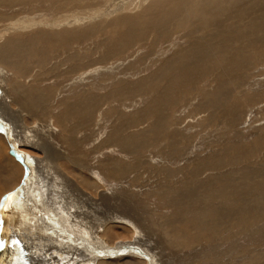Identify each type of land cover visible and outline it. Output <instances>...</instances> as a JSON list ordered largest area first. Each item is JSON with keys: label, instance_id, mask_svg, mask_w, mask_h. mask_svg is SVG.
I'll list each match as a JSON object with an SVG mask.
<instances>
[{"label": "rangeland", "instance_id": "1", "mask_svg": "<svg viewBox=\"0 0 264 264\" xmlns=\"http://www.w3.org/2000/svg\"><path fill=\"white\" fill-rule=\"evenodd\" d=\"M145 1L0 0V18L19 20L20 27L22 26L21 24L38 21L39 24L40 22L42 23V27L46 32H54L61 29L85 30L90 27V24L95 22L93 21L95 19L102 20L107 26L115 22L120 28L125 27L126 31L127 27L130 28V24L133 23L131 18L134 19L141 14L142 9L148 4H144L146 3ZM249 5L252 9L250 11L252 19L249 24V32L242 33L239 30L241 22H236L238 26L236 27L238 30L236 33H233L227 26L228 21L222 23L230 33L237 37L232 42L233 44L241 42L251 43L246 48V51L248 50L247 52L251 54L246 59V68H248L246 69V75L247 73L248 75L245 78L247 84L239 85L237 79L232 82L228 80L230 82L226 83L225 86L230 85L231 88L224 92L222 91L223 94L222 92H216L219 89H216L217 84L212 81L213 75L219 72L222 73V70L212 72L206 68L205 72H200L201 67L193 70V75L188 77V81L191 83L189 87H187V84H176L170 92V99L159 102V104L156 103V107L154 106L155 110L167 114L165 130L173 134V139L163 140L160 145L157 140L163 139L166 134L156 140L153 139L156 145L141 149V154L138 153L131 156L127 152L121 153L123 152L122 149L121 151L119 149L121 146L108 140L109 133L113 130L118 120L111 121L109 119L110 121H108L104 117L109 112H112V116H118L120 120L124 117L126 121H129L131 116L135 115L134 112H138L139 121L145 120L143 122L140 121V127L144 128L149 123L140 114H145L143 109L155 98L152 94L153 92L145 93L144 90H141L135 99H129L128 95L122 101L115 98L107 99L106 103L103 104V108H93L96 112L92 110L90 112L92 115L90 116L89 114L88 119L79 120L80 123L77 122L78 120L65 123L53 122V115L64 108L62 103L79 102L87 96L86 94L95 96L108 94L113 89L122 87L125 82L136 80H142L140 83L144 85L146 83L144 78L156 72L165 60L189 44L191 39L187 36L190 35L191 23L195 19L191 20V22L190 20H175L173 23L171 22L170 28L168 27L165 30L166 36L164 38H161V30L154 28L156 32L152 30L150 34L148 33L147 40L143 39L142 36L137 41L129 39L127 51L111 57L110 60L107 52L100 45L102 38L106 37L110 38L112 42L117 41L121 37V33L119 34L117 29L108 30L105 36L103 34L89 35L84 39H74L71 49L77 62L73 61V64L78 63L81 67L85 60L96 62L106 54L108 58L105 59L103 65L91 66L85 71L78 73L75 70V72H70L68 66L59 67L61 75L55 76V82L51 84L54 86H51L53 88V93L50 97L52 103L46 105L45 113L43 111L30 113L31 111L25 109L24 102L19 99L20 91H14L16 88L11 87L13 76L9 74L8 69L0 65V68H2V70L0 69V107L6 115H10L17 120L22 117V122L25 124L23 127L22 125L19 127L18 124L14 123L10 124L8 129L10 132L9 138L4 132V128H0V164L5 157H10L13 160L10 163L12 165L11 167H6V169L18 170L13 175L14 177L12 176L13 181L8 190H3V182L0 180V264H22L21 258L26 261L28 259L31 260L30 264H99L101 261H108L114 264H264V200L260 201V199H264V186L260 185L258 190L261 191L258 194L255 189L250 191V194L254 195H252L254 200H249L248 202L253 203L256 201L258 204L260 203V206L256 204V208L254 204L252 206L253 210L246 216L242 210L237 214V218L234 216L235 209L233 210L230 206L235 201L237 202L235 197L237 199L245 198V191L242 190L243 188L239 192L235 190V196L233 197L230 192L221 187L223 182L238 187L241 180L243 181L244 179H248L249 185L255 184V182L256 184L257 182L264 184V48L260 44L264 43V3L259 4L257 0H254ZM195 8H197L198 12L199 5ZM122 19L125 21L124 23L121 21ZM154 20H158L155 27L165 24V21L160 17H155ZM71 21H76L80 27L77 26L78 28H75L76 25L74 28L68 27ZM125 23L127 26H125ZM172 25L173 29H171ZM165 27L163 26L162 28L164 29ZM204 30L207 29L204 28ZM125 31L123 32V38L126 40L125 34L127 33ZM133 31H135V28H133ZM217 31V33H221L222 28ZM200 33L202 31L197 33V35ZM253 36H259L256 40L260 41L262 39V41L256 42L250 39ZM222 38L225 39L224 37ZM43 72L49 77L46 71ZM231 72L233 74L232 77H235V67L231 68ZM224 76H227V72H224ZM156 77L160 78L161 76L157 75ZM162 81L163 83L159 84L160 90L158 92L165 87L164 83H166V80ZM28 82L32 83V81ZM48 86L50 87V85H46L45 88ZM200 90H204V93H201L203 96L197 95ZM212 97H214L215 102ZM223 99L225 103L222 106H217L218 100ZM239 99H242V101ZM238 102L241 103L239 104ZM242 102L245 103L243 104ZM236 104H238V109L232 112ZM223 108L224 110H220ZM99 110L103 111L102 115L104 117H101ZM93 112L95 113L93 114ZM212 112L214 114H211ZM230 112L234 116L230 115ZM37 113L38 115H36ZM39 114L40 116L45 115V117L41 119ZM6 119L9 120L7 117ZM81 121L83 122L81 123ZM231 121L234 122L232 123ZM71 122L76 123L72 124ZM102 122L104 123L103 125ZM93 123L96 124L94 125ZM230 123L232 125L229 126ZM72 125L74 128H72ZM62 126L65 128L63 129ZM93 127L94 129H92ZM66 128H70L69 130L74 134L78 130L83 129L81 131L83 133L80 136L82 137V139L80 138L81 141L78 139L77 134L73 137L75 145L72 147L73 152L70 151L73 156V163L70 162L71 160L69 161L62 157V159H56L55 169H48L44 165L41 166V163L46 162V158L49 160L53 159L51 156L54 155L53 151H51L52 149L67 155L65 153V151H68L67 146L60 141V136L63 135L60 131H67ZM107 130L109 131L107 132ZM84 131L87 133L86 135L92 134L91 138L89 135L88 138ZM141 134H144L143 138L149 137L151 139V133L141 132ZM104 142L108 145H105ZM12 143L32 158L31 171L17 156V153L14 152L11 147ZM96 144L99 146L97 147ZM62 145L65 147H62ZM39 146L44 148L43 151L39 149ZM76 146L77 148H74ZM47 148H50V153ZM234 150L236 151L234 152ZM82 151V154L87 159L81 155ZM104 152L107 153L105 154ZM79 156L80 158H78ZM39 160L41 163H39ZM97 161H100V163H97ZM94 162H96V165ZM103 163H105V166ZM74 164L77 165L74 166ZM86 164H91V166ZM197 165L201 166L199 167V172L195 174V169L193 168H197ZM139 166H142V168H139ZM92 167L95 169H92ZM97 167L102 171L100 172ZM105 168H107V173L103 174L102 172L105 173L106 171ZM152 168L156 170V173L149 172ZM143 169L145 170L143 171ZM54 170L57 171L54 172ZM162 170L164 173H162ZM167 170H169V174H165ZM58 172L62 174L59 175L61 180L54 182L53 174ZM124 172L125 174H123ZM246 174H249L250 178ZM163 177L166 179L164 180ZM109 181L110 183H108ZM229 184L227 185L230 186ZM208 185L210 188H208ZM96 186H100V188L97 189ZM59 187L60 195L57 194ZM101 192L103 193L101 194ZM106 192L108 195H106ZM183 192L191 193L190 197H183L181 195ZM15 194L17 197L14 199ZM216 196H219V198H215ZM13 199L18 202L14 203ZM201 203L203 204L201 205ZM198 204L201 208L198 207ZM205 204L210 206H205ZM203 206L205 207L203 208ZM16 210L20 212V215H17V218L14 219L12 215L13 217L15 216ZM218 212L220 213L218 214ZM254 212H256V215L260 214L259 218L254 214L255 216H251V221H248L247 218ZM216 215H219L217 216L218 218ZM207 216L212 219L207 218ZM214 216L215 218H213ZM222 216L229 224L221 223L217 227L214 223L220 220ZM80 217H82L81 221L79 220ZM42 219H44V222ZM84 219L90 221V225H84ZM168 219L171 220L169 221ZM146 220L148 221L146 222ZM151 220L154 221L152 222ZM165 220L167 223L162 224ZM11 221L17 222L18 226H15V229H20L18 233H15V229H12L11 224H9ZM203 221L211 223L210 225H203L201 223ZM236 222H238V225L235 224ZM140 223L143 224L141 225ZM246 223L250 224L243 226ZM145 225L147 228H145ZM157 225L159 226L156 227ZM224 225L227 226L222 227ZM31 226L32 228L34 227L33 230ZM105 226L106 228H104ZM111 227L114 228L112 229ZM175 227H181L182 233H179V229L173 232ZM116 230L118 233H116ZM115 234L118 235L115 236ZM114 236L117 238L114 239ZM42 239L44 240L42 241ZM86 240L93 244L92 246L101 249L106 247L120 250L127 244L136 245L145 254L142 255L135 250L128 249L124 253L115 256L100 255V253L94 252L89 247L90 245ZM52 241L53 243H51ZM21 245L23 246L21 247ZM145 255L149 257L151 263L148 262ZM85 256H87V260H84ZM61 259L63 260L60 261ZM48 260L50 261L47 262ZM25 264L29 263L26 262Z\"/></svg>", "mask_w": 264, "mask_h": 264}, {"label": "bare ground", "instance_id": "2", "mask_svg": "<svg viewBox=\"0 0 264 264\" xmlns=\"http://www.w3.org/2000/svg\"><path fill=\"white\" fill-rule=\"evenodd\" d=\"M252 1L254 0H146L144 4H147L146 7H144V9H142L141 14H139L137 17H135L134 19L131 18L133 20V23L130 24L131 27H127L128 29L125 31V27L120 28V26H117L115 22L109 24V26H107L106 23H103L102 20H93L95 22H93L92 24H90V27L85 29V30H69V29H61L58 31H54V32H46L43 27H42V23L38 21H33L31 23H27V24H21L22 26L20 27V22L19 20L13 19V18H6V19H2L0 18V65L4 66L5 69H8L9 74H11L12 76V81L13 84L11 85V87H15L16 89L14 91H20V96L19 99L22 100L24 103V106L26 107V110L31 111L30 113H36L38 111H43L44 113L46 112V105L51 104L52 103V99L51 94L52 92V87L54 82H55V76L61 75L59 72V67H65L68 66L69 71L73 72L74 70L76 71V73L78 72H83L85 71V69L90 68L91 66H96V65H103L105 63V59L108 58L109 56V60L111 57H114L117 54H122L124 52L127 51V45H128V40H135L137 41L140 36H142L143 39L147 40L148 37V33L150 34V32L152 30H154V28H157L159 30H161L160 34H162L161 38H164L166 36V29H168V27L175 21V20H183V21H189L191 22V20L195 19V21L193 23H191L192 27L190 30V35L187 36L188 38L191 39V41L189 42V44L187 46L182 47L183 49H180L178 51H176L170 58H168L167 60H165V62L161 65V67L159 69L156 70V72H154L152 75L144 78L145 80V84L142 85L140 82L142 80H136L133 82H125V84L120 87V88H115L113 89L111 92H107L108 94H104V95H93V94H86L87 96L84 97L83 99H81L79 102L74 101L73 103H62V105L64 104V108L53 115V122L57 121L58 123H65L67 121H73L74 120H78L77 122H79V120L82 119H88L89 118V114L90 112L93 110V108H103V104H105L107 99H117L119 101H122V99L125 96L129 95V99H135V97L138 95V92H140L141 90H144L145 93H152L153 96H155V98L146 105V107L143 109V113L145 114H140L142 116L145 117V119H147V123H149L148 125L143 127H140V121H145L140 120L139 114L138 112H134L135 115H132L129 121H126L125 118L123 117L121 120L120 118H118V116H112V112H107L108 114H106L107 116L104 117V115H102L103 111L101 112V110H99V113L101 114V117H104L105 119H107L108 121H114V120H118V122L115 124V127L113 128L112 131H110L109 136H108V140H111L113 142L118 143L121 148L123 150V152L121 153H129V155H135L140 153V150L145 148V147H151V146H155V141L157 138H159L162 135H165V137L163 139L157 140L158 144H162L161 142L163 140L166 139H173V134H170V132H168L167 130H165V126L167 124V114L163 113L161 111L155 110L154 106L156 107V103L159 104V102L162 101H166L170 99V92L172 90V88L176 85V84H187L189 87V85H191V83L188 81V77H191L193 75V70L198 69L199 67H201V69L199 70L200 72H205L206 68L208 69V71H218V70H222V73H215L213 75L212 81L214 83L217 84L216 89L218 91L216 92H224L226 90H228L230 87V85H226V83L228 82H232L233 80L237 79V82L239 85H246V59L249 56L250 53H248L246 51V48L250 46V42H241V43H232L235 39H237V37L234 36L233 33H236L238 30L236 29L237 23L236 22H241V25L239 26V30L242 31V33H247L250 30V21L252 19V16L250 14L251 6L249 5ZM259 2V4L264 3V0H257ZM199 5V10L197 12V8H195L196 6ZM139 6V5H138ZM145 6V5H144ZM121 9V8H120ZM119 9V10H120ZM114 10V9H113ZM133 16V15H132ZM131 16V17H132ZM155 17H160L162 20L165 21V24H162L158 27L156 26V22L158 20H154ZM234 17V18H233ZM15 18V17H14ZM123 18V17H121ZM120 18V19H121ZM127 18V17H126ZM84 19H88V18H84ZM130 19V20H131ZM83 20V19H82ZM125 20V17H124ZM236 20V21H235ZM6 21V24H5ZM85 21V20H83ZM82 21V22H83ZM115 21V20H114ZM123 21V19L121 20ZM228 21V27L230 28V30L233 33H230L229 30H227L225 28L224 25H222L223 22ZM12 22V23H9ZM24 22V21H23ZM26 22V21H25ZM125 21H123L124 23ZM128 22V21H127ZM172 22V23H171ZM179 22V21H178ZM121 23V22H120ZM164 23V22H163ZM119 24V23H118ZM169 24V25H167ZM235 24V26H234ZM76 25V26H75ZM124 25V24H123ZM78 28L80 27L78 25V23L76 21H71L68 27L71 28ZM78 26V27H77ZM125 26H127V24L125 23ZM163 26H166L164 29L162 28ZM178 26V25H176ZM117 29L119 34L121 33V37L115 41L112 42L110 40V38H102V42H101V47L105 49V52H107L106 55H104V57H102L100 60L94 62V61H89V60H85L84 64L80 67L79 64H73V61H75L74 58V54H73V50L71 49V44L74 41V39H84L86 36L89 35H100L103 34V36H105V33L110 30V29ZM133 28H135V31H133ZM170 28V27H169ZM207 29V30H204ZM222 28L221 33H217L218 29ZM171 29H173V25L171 26ZM170 29V30H171ZM126 32L127 34L126 37L127 39L125 40L123 37V32ZM200 34L197 35V33L201 32ZM112 32V31H111ZM154 32H156L154 30ZM158 33V32H157ZM108 34V33H107ZM186 34V33H185ZM220 36H219V35ZM29 35V36H28ZM169 35V34H168ZM224 37L225 39H223L222 37ZM116 37V36H115ZM154 37V36H153ZM259 36H253L250 37V39L256 41V42H261L262 39H260V41H257L256 38ZM261 37V36H260ZM112 38V36H111ZM262 38V37H261ZM157 39V38H156ZM258 39V40H259ZM157 42V41H156ZM153 43V42H152ZM262 44V48H264V43H260ZM237 45V46H236ZM257 45V44H256ZM261 46V45H260ZM132 47V46H131ZM259 47V46H258ZM246 52V53H245ZM262 53V52H261ZM102 54V53H101ZM251 55V54H250ZM258 59V58H257ZM29 60V61H27ZM77 62V61H75ZM235 67L236 72L235 77H232V72H231V68ZM46 68V69H45ZM67 68V69H68ZM2 70V68H0ZM65 69V68H64ZM35 71V72H34ZM43 71H46L49 74V77L44 74ZM74 71V72H75ZM64 72V71H63ZM195 72V71H194ZM224 72H227V76H224ZM87 73V72H86ZM72 75V74H71ZM157 75L161 76L160 78L156 77ZM226 75V74H225ZM117 76V75H116ZM187 76V77H186ZM250 76V75H249ZM200 77V76H199ZM201 78V77H200ZM67 79V78H66ZM65 79V80H66ZM82 79V78H81ZM142 79V78H141ZM167 79H169L167 81ZM193 79V78H192ZM78 80V79H77ZM162 80H166L165 87L160 91L159 88V84H162L163 81ZM230 80V81H228ZM28 81H32V83H29ZM70 81V80H69ZM170 81V82H169ZM191 81V79H190ZM203 81V80H202ZM236 82V81H235ZM10 83V82H9ZM168 83V84H167ZM241 83V84H240ZM231 84V83H230ZM46 85H50V87H46ZM80 85V84H79ZM78 85V86H79ZM238 85V86H239ZM69 86V85H68ZM67 86V87H68ZM235 86V85H234ZM54 87V86H53ZM57 88V86H56ZM75 88V87H74ZM187 89V88H186ZM195 89V88H193ZM198 89V88H197ZM137 90V92H136ZM197 91V90H196ZM204 93V90H200L197 95L199 96H203L201 95V93ZM222 92V93H223ZM88 93V92H87ZM147 93V94H148ZM210 93V92H209ZM220 94V93H219ZM224 94V93H223ZM16 95V94H15ZM14 95V97H15ZM207 95V93H206ZM214 95V94H213ZM212 95V96H213ZM222 95V94H221ZM205 96V95H204ZM255 96V95H254ZM13 97V96H12ZM83 97V96H82ZM249 97V96H248ZM251 97V96H250ZM5 98V97H4ZM214 97H212L213 99ZM250 99V98H248ZM197 100V99H196ZM214 100V99H213ZM240 101H242V99H239ZM205 101V100H204ZM237 101V100H236ZM248 101V100H247ZM155 105H154V103ZM215 102V100H214ZM228 102V101H227ZM206 103V101H205ZM224 99L223 100H218L217 102V106H222L224 104ZM239 104L241 102H238ZM243 103V102H242ZM245 103V102H244ZM243 103V104H244ZM98 104V105H97ZM208 104V102H207ZM232 104V103H231ZM234 104V103H233ZM247 104V103H246ZM249 104V103H248ZM214 105V104H213ZM212 105V106H213ZM215 105V107H216ZM52 106V105H51ZM203 106V105H202ZM235 106V105H234ZM243 106V105H242ZM248 106V105H246ZM196 107V106H195ZM225 107V105H224ZM230 107V105H229ZM108 108V107H106ZM159 108L161 109V107L159 106ZM164 108V107H163ZM199 108V107H198ZM232 108V106H231ZM247 108V107H245ZM205 109V108H204ZM212 109V107H211ZM238 109V104H236V106L234 107L232 112H235ZM242 109V108H241ZM95 110V109H94ZM93 110V111H94ZM214 110V108L212 109ZM220 110H224L220 109ZM226 110V109H225ZM243 110V109H242ZM245 110V109H244ZM105 111V110H104ZM219 111V110H218ZM240 111V110H239ZM96 112V110H95ZM93 112V114L95 113ZM225 112V111H224ZM228 112V111H227ZM242 112V111H240ZM39 113V112H38ZM38 113L36 115H38ZM41 113V112H40ZM105 113V112H104ZM221 113V112H220ZM8 114V112H7ZM51 114V113H50ZM99 114V115H100ZM117 114V113H116ZM211 114H214L213 112ZM216 114V113H215ZM218 114V113H217ZM227 114V113H226ZM230 115H233V113H229ZM236 114V113H235ZM241 114V113H240ZM0 128L3 129L4 131L7 129V131L9 132V125L12 123L14 124H18L19 127L22 125V127L25 125L22 122V117L17 120L16 118L11 117L10 115H6L3 113L2 108L0 107ZM92 114H90L91 116ZM210 115V114H209ZM219 115V114H218ZM221 115V114H220ZM121 116V115H120ZM119 116V117H120ZM216 116V115H215ZM2 117V118H1ZM6 117L10 120H7ZM33 117V116H31ZM35 117V116H34ZM39 117L42 119L43 117H45V115H41L39 114ZM38 117V118H39ZM122 117V116H121ZM220 117V116H219ZM228 117V116H227ZM47 118V116H46ZM224 118V117H222ZM98 119V118H97ZM104 119V120H105ZM110 119V120H109ZM142 119V118H141ZM225 119V118H224ZM230 119V118H229ZM210 120V119H209ZM45 121V120H44ZM100 121V120H99ZM106 121V120H105ZM107 121V122H108ZM236 121V120H235ZM83 121H81L82 123ZM104 122V121H103ZM102 122V125L104 124ZM232 123L234 121H231ZM57 123V124H58ZM72 123V122H71ZM76 123V122H75ZM72 123V124H75ZM80 123V122H79ZM78 123V125H79ZM87 123V122H85ZM89 123V122H88ZM91 123V122H90ZM97 123V122H96ZM96 123H93L94 125ZM13 124V126H14ZM67 124V123H66ZM92 124V123H91ZM113 125V123H111ZM59 125V124H58ZM69 125V124H67ZM77 125V124H76ZM77 125V126H78ZM87 125V124H86ZM85 125V126H86ZM90 125V124H88ZM93 125V126H94ZM143 125V124H142ZM145 125V124H144ZM232 125L231 123L229 124V126ZM53 126V125H52ZM75 126V125H74ZM80 126V125H79ZM92 126V125H90ZM100 126V125H99ZM109 126V125H108ZM70 127V126H69ZM81 127V126H80ZM79 127V128H80ZM95 127V126H94ZM94 127L92 129H94ZM98 127V125H97ZM232 127V126H231ZM62 128L64 129L65 127L62 126ZM72 128L73 125H72ZM71 128V129H72ZM55 129V128H54ZM70 128H66L67 131L65 130H61L60 132L63 134H61L62 136H60V141L67 146L68 148V153L65 151V154L61 153L60 151H56L55 149L51 150L53 151L54 155H51L53 157V159L49 160L48 158H46V162L45 163H41V161L39 160V163H41V166H47L48 169H55L56 168V159L60 158H66L68 159L71 163H73V159H72V155L70 153L73 152V146L75 145L73 143L74 139V135H78V139H82L81 131L83 130H78L77 133H73L72 131L69 130ZM76 129V128H75ZM130 129V130H129ZM143 131H140V130ZM145 129V130H144ZM69 130V131H68ZM88 130V129H87ZM90 130V129H89ZM86 131V130H85ZM84 131L85 135L87 134ZM91 131V130H90ZM109 130H107L108 132ZM142 133H146L149 134L151 133V139L149 137H144V134ZM208 133V132H207ZM226 133V132H225ZM84 135V134H83ZM82 135V136H83ZM89 135V134H88ZM88 135H86L88 137ZM92 134L89 135V137L91 138ZM187 136V135H186ZM88 137V138H89ZM104 138V137H103ZM107 138V137H106ZM105 138V139H106ZM80 139V141H81ZM175 139V137H174ZM86 140V138H85ZM105 141V140H104ZM4 142V141H3ZM85 142V141H83ZM102 142V140H101ZM109 142V141H108ZM29 143V142H28ZM81 144V142H79ZM94 143V142H93ZM182 143V142H181ZM228 143V142H227ZM38 144V143H37ZM79 144V145H80ZM87 144V143H86ZM90 144V143H89ZM95 144V143H94ZM105 144V142H104ZM107 144V143H106ZM105 144V145H106ZM115 144V143H114ZM77 145V143H76ZM82 145V144H81ZM97 145V144H96ZM104 145V146H105ZM108 145V144H107ZM110 145V144H109ZM99 145H97L98 147ZM103 146V147H104ZM117 146V145H116ZM2 147V146H1ZM12 149L14 150V152L17 153L18 156V152L16 151L17 149L14 148V144H11ZM62 147H65L62 145ZM103 147H101L102 149H104ZM109 147V146H108ZM112 147V146H111ZM66 148V149H67ZM74 148H77L74 147ZM79 148V146H78ZM81 148V147H80ZM94 148V147H93ZM100 148V149H101ZM107 148V147H106ZM110 148V147H109ZM116 148V147H115ZM16 149V150H15ZM39 149H41L43 151V147L39 146ZM50 149V148H49ZM47 148V151L50 153L51 151ZM88 149V148H87ZM118 149V147H117ZM118 149V150H119ZM222 149V148H221ZM76 150V149H75ZM89 150V149H88ZM87 150V153H88ZM92 150V149H91ZM95 150V148H94ZM99 150V149H98ZM106 150V149H104ZM108 150V148H107ZM116 150V149H114ZM252 150V149H251ZM1 151V150H0ZM4 151V150H3ZM97 151V150H96ZM100 151V150H99ZM102 151V150H101ZM232 151V150H231ZM236 150H234L235 152ZM64 152V151H63ZM144 152V151H143ZM151 152V151H150ZM153 152V151H152ZM241 152V151H240ZM246 152V151H245ZM244 152V153H245ZM83 151L81 152V155ZM85 153V152H84ZM93 153V152H92ZM100 153V152H99ZM105 153V152H104ZM107 153V152H106ZM105 153V154H106ZM113 153V152H112ZM226 153V151H225ZM239 153V152H238ZM5 154V152H4ZM75 154V153H74ZM78 154V152H77ZM89 154V153H88ZM87 154V156H88ZM94 154V153H93ZM118 154V153H117ZM141 154V153H140ZM237 154V152H236ZM248 154V153H246ZM227 155V154H226ZM239 155V154H238ZM3 156V155H1ZM93 156V155H92ZM91 156V157H92ZM128 156V155H127ZM147 156V155H146ZM223 156V155H222ZM232 156V155H231ZM22 161H23V157L18 156ZM83 157L86 158V156L83 155ZM90 157V156H89ZM130 157V156H129ZM154 157V156H153ZM158 157V156H157ZM80 158V156L78 157ZM82 158V157H81ZM108 158V157H107ZM134 158V157H133ZM228 158V157H227ZM233 158V157H232ZM240 158V157H237ZM3 159V158H2ZM76 159V158H75ZM74 159V160H75ZM84 159V158H82ZM99 159V158H97ZM112 159V158H111ZM121 159V158H120ZM137 159V158H136ZM135 159V160H136ZM80 160V159H78ZM89 160V158H88ZM86 160V161H88ZM148 160V159H147ZM236 160V159H235ZM83 161V160H82ZM93 161V160H91ZM90 161V162H91ZM103 161V160H102ZM101 161V162H102ZM233 161V160H232ZM244 161V159H243ZM11 162H13V160L10 157H5L4 161L0 164V180L3 182V190L5 189H9L11 182L13 181L12 176L15 175L17 173V169H11L8 170V168L6 169V167L10 166L12 164H10ZM78 162V161H77ZM80 162V161H79ZM134 162V161H133ZM136 162V161H135ZM158 162V161H157ZM156 162V163H157ZM163 162V161H162ZM168 162V161H167ZM220 162V161H219ZM70 163V165H71ZM85 163V162H83ZM96 165V162H94ZM97 163H100V161ZM106 163V162H105ZM103 163V165L105 164ZM116 163V162H115ZM114 163V164H115ZM160 163V162H159ZM203 163V162H202ZM14 164V163H13ZM102 164V163H101ZM124 164V163H123ZM128 164V163H127ZM140 164V163H139ZM142 164V162H141ZM151 164V163H150ZM158 164V163H157ZM216 164V163H215ZM218 164V163H217ZM27 165V164H26ZM73 165V164H72ZM77 164H74V166H76ZM87 165V164H86ZM94 165V164H93ZM98 165V164H97ZM153 165V164H152ZM166 165V164H165ZM204 165V164H202ZM214 165V164H213ZM221 165V164H219ZM223 165V164H222ZM240 165V164H239ZM18 166V165H17ZM28 166V165H27ZM43 166V167H44ZM87 166H91V164L87 165ZM101 166V165H100ZM105 166V165H104ZM104 166H102L104 168ZM108 166V164H107ZM133 166V165H132ZM201 165H197V168H193L195 169V174L198 173L199 171V167ZM217 166V165H216ZM78 167V166H77ZM76 167V168H77ZM83 167V166H82ZM99 167V166H98ZM97 169L99 170L102 169L101 167H99ZM109 167V166H108ZM155 167V166H154ZM165 167V166H164ZM163 167V168H164ZM203 167V166H202ZM219 167V166H218ZM81 168V167H80ZM84 168V167H83ZM90 168V167H89ZM139 168H142V166H139ZM169 168V167H168ZM179 168V167H178ZM206 168V167H205ZM229 168V167H228ZM10 169V168H9ZM92 169H95L92 167ZM96 169V170H97ZM106 171L105 173L102 172L103 174L107 173V168H105ZM125 169V168H123ZM122 169V170H123ZM146 169V168H145ZM143 169V171L145 170ZM156 169V167H155ZM154 168L150 169V173L151 171L156 173V170ZM166 169V168H164ZM177 169V168H176ZM175 169V170H176ZM207 169V168H206ZM245 169V168H244ZM17 170V171H16ZM79 170V169H78ZM109 170V169H108ZM139 170V169H138ZM149 170V169H148ZM174 170V171H175ZM210 170V169H209ZM30 171V170H29ZM57 170H54V172H56ZM100 171V170H99ZM102 171V170H101ZM100 171V172H101ZM125 171V170H124ZM132 171V170H131ZM158 171V170H157ZM194 171V170H192ZM251 171V170H250ZM46 173H48L47 171H44ZM80 172V171H79ZM91 172V170H90ZM140 172V171H139ZM230 172V171H229ZM249 172V171H248ZM253 172V171H251ZM93 173V172H92ZM146 173V172H145ZM162 173H164V171L162 170ZM160 173V174H162ZM169 170H167L165 172V174H169ZM175 173V172H174ZM194 173V172H192ZM49 174L51 175V173L49 172ZM77 174V173H76ZM88 174V173H87ZM101 174V173H100ZM125 174V172L123 173ZM137 174V173H136ZM134 174V175H136ZM140 174V173H139ZM142 174V172H141ZM144 174V173H143ZM148 174V173H147ZM159 174V175H160ZM230 174V173H229ZM59 175H62L60 172L53 174V181L54 182H59L61 179L59 177ZM108 175V174H107ZM112 175V174H111ZM130 175V174H129ZM138 175V174H137ZM158 175V174H156ZM158 175V176H159ZM247 177L250 178L249 174ZM245 175V176H246ZM123 176V175H122ZM139 176V175H138ZM144 176V175H143ZM177 176V175H176ZM195 176V175H194ZM198 176V175H197ZM244 176V175H241ZM14 177V176H13ZM90 177V176H89ZM150 177V176H149ZM157 177V176H155ZM167 177V176H166ZM245 177V178H247ZM108 178H110L108 176ZM130 178V177H129ZM139 178V177H137ZM158 178V177H157ZM161 178V177H159ZM164 180L166 179L165 177H163ZM168 178V177H167ZM106 179V178H105ZM126 179V178H125ZM152 179V177H151ZM244 179V178H243ZM257 179V178H256ZM111 180V179H110ZM161 180V179H160ZM163 180V181H164ZM103 181V180H102ZM124 181V180H123ZM16 182V181H15ZM223 182V181H222ZM255 182V181H253ZM110 183V181L108 182ZM201 183V182H200ZM210 183V182H209ZM207 183V184H209ZM218 183V182H217ZM216 183V185H217ZM219 184V183H218ZM229 184V183H227ZM225 182L222 183V188H224L225 190H227L228 192L231 193V195L234 197L235 196V190H238V192L242 189L245 191V198L243 199H237L235 197V200H237V202L235 201L232 206H230V208H233V210L235 211L234 216L237 218V214H239L242 210L243 214L246 216L248 215L253 209L252 206L255 204L254 207L257 208L256 204H258V202L254 201L253 203H249V200H254L252 198L253 194H250L251 190L255 189L257 192V194L261 191L258 190L260 188V185H263V183H259L255 182L252 183V185L248 184V179H244L243 181L241 180L240 184L237 186L234 185H230L228 186ZM201 185V184H200ZM214 185V183H213ZM98 186V185H97ZM96 186V187H97ZM101 186V185H100ZM97 187L98 188H100ZM105 186V185H104ZM134 186V185H133ZM95 187V188H96ZM102 187V186H101ZM132 187V185H131ZM90 188V187H89ZM124 188V187H123ZM193 188V187H192ZM191 188V189H192ZM208 188L209 185H208ZM212 188V187H211ZM237 188V189H236ZM127 189V188H126ZM217 189V188H216ZM100 190V189H99ZM117 190V189H116ZM10 191V190H9ZM102 191V190H101ZM104 191V190H103ZM218 191V190H217ZM222 191V190H221ZM6 192V191H5ZM60 195V187H59V191H57ZM120 192V191H119ZM243 192V191H242ZM264 192V191H263ZM103 192H101L102 194ZM206 193V192H205ZM219 193V192H217ZM237 193V192H236ZM19 194V193H18ZM56 194V195H57ZM226 194V193H225ZM224 194V195H225ZM242 194V193H241ZM104 195V194H103ZM106 195L107 192H106ZM183 197L187 198L190 197L191 193L189 192H183L181 194ZM198 195V194H197ZM219 195V194H218ZM19 196V195H18ZM58 196V195H57ZM200 196V195H199ZM221 196V194H220ZM254 196V195H253ZM262 196V195H261ZM17 197V195H14V199ZM102 197V196H101ZM151 197V196H150ZM211 197V196H210ZM209 197V198H210ZM213 197V196H212ZM227 197V196H226ZM243 197V196H242ZM263 197V196H262ZM19 198V197H18ZM104 198H106L104 196ZM109 198V196H108ZM215 198H219V196L215 197ZM259 198V197H258ZM14 203H17V200H14ZM107 199V198H106ZM174 199V198H173ZM212 199V198H211ZM20 200V199H19ZM164 200V199H163ZM168 200V198H167ZM205 200V199H204ZM259 200V199H258ZM264 200V199H260ZM200 201V200H197ZM206 201V200H205ZM209 201V200H208ZM211 201V200H210ZM225 201V200H224ZM230 201V200H228ZM21 202V201H20ZM205 203L204 201H200ZM263 202V201H262ZM201 203V205L203 204ZM207 203V202H206ZM21 204V203H20ZM260 204V203H259ZM258 204V205H259ZM209 205V204H205ZM19 206V205H18ZM72 206V205H69ZM203 206V208L205 207ZM210 206V205H209ZM251 208H250V207ZM260 206V205H259ZM258 206V207H259ZM2 207V206H1ZM61 207V206H59ZM199 207V204H198ZM228 207V206H227ZM13 208V207H12ZM201 208V207H199ZM59 209V208H58ZM147 209V208H146ZM223 209V208H222ZM145 210V209H144ZM232 210V211H233ZM260 210V208H259ZM9 211V210H8ZM11 211V210H10ZM61 211V210H60ZM59 211V212H60ZM149 211V210H148ZM186 211V210H185ZM218 211V210H217ZM62 212V211H61ZM143 212V211H142ZM147 212V210H146ZM228 212V211H227ZM212 213V210H211ZM220 212H218L219 214ZM234 213V212H233ZM256 212H254L252 215L250 214V216L247 218L248 221H251V216H253ZM147 214V213H146ZM232 214V213H230ZM229 214V215H230ZM17 215H20V212L18 210L15 211V216L12 218L16 219ZM207 215V214H206ZM212 215V214H211ZM221 215V214H220ZM256 215V214H255ZM254 215V216H255ZM260 215V214H259ZM258 214L256 215L257 217L259 216ZM144 216V215H143ZM219 215H216V217ZM172 217V216H171ZM204 217V216H203ZM231 217V216H230ZM234 217V218H235ZM242 217V216H241ZM158 218V217H157ZM207 218H209L207 216ZM215 218V216L213 217ZM218 218V217H217ZM259 218V217H258ZM167 219V218H166ZM201 219V218H200ZM212 219V218H209ZM227 219V218H226ZM232 219V218H231ZM241 219V218H240ZM23 220V219H22ZM80 221L82 220V217H80L79 219ZM143 220V219H142ZM169 220V219H168ZM167 220V221H168ZM171 220V219H170ZM169 220V221H170ZM181 220V218H180ZM186 220V219H184ZM204 220V219H203ZM228 220V219H227ZM236 220V219H234ZM10 221V220H9ZM34 221V220H32ZM139 221V219H138ZM148 220H146L147 222ZM152 221V220H151ZM154 221V220H153ZM152 221V222H153ZM187 221V220H186ZM23 222V221H22ZM141 222V221H140ZM151 222V223H152ZM156 222V221H155ZM193 223H195L194 221H192ZM191 222V223H192ZM246 222V221H245ZM30 223V222H29ZM34 223V222H32ZM84 225H90V221H87L86 219L83 220ZM82 223V224H83ZM167 223L166 220L164 223ZM203 225H210L211 222H201ZM222 224H229L225 221V219H223V216L220 220L216 221L214 223V225H216L217 227H219ZM238 222H236L235 224H237ZM241 223V222H240ZM251 223V222H250ZM250 223H246L243 226H247ZM9 224H11L12 229H15V226H18L17 222L15 221H11ZM141 224V223H140ZM143 224V223H142ZM141 224V225H142ZM148 224V223H147ZM153 224V223H152ZM234 224V223H233ZM26 225V224H25ZM24 225V226H25ZM29 225V224H28ZM33 225V224H32ZM167 225H172V224H167ZM197 225V224H196ZM242 225V224H241ZM96 226V225H95ZM107 226V225H106ZM106 226L104 228H106ZM114 226V225H113ZM148 226V225H147ZM159 225H157L156 227H158ZM162 226V225H161ZM227 225H224L222 227H226ZM28 227V226H27ZM81 227V226H80ZM122 227V226H121ZM144 227V226H143ZM155 227V228H156ZM165 227V226H164ZM163 227V228H164ZM168 227V226H167ZM172 227V226H171ZM170 227V228H171ZM196 227V226H195ZM198 227V226H197ZM29 228V227H28ZM32 228V226H31ZM34 228V227H33ZM32 228V230H33ZM36 228V227H35ZM87 228V227H86ZM112 229L114 227H111ZM145 228L146 225H145ZM149 228V227H148ZM154 228V227H153ZM152 228V229H153ZM214 228V227H213ZM118 229V226H117ZM126 229V228H124ZM123 229V230H124ZM158 229V228H157ZM161 229V228H159ZM167 229V228H166ZM179 229V230H178ZM20 229H15V233H18ZM36 230V229H34ZM109 230V229H108ZM122 230V229H121ZM156 230V229H154ZM179 231V233H182L181 227L177 228L175 227L173 229V232ZM200 230V229H199ZM117 231V230H116ZM129 231V230H128ZM152 231V230H151ZM159 231V230H158ZM163 231V229H162ZM168 231V230H167ZM11 232V231H10ZM21 232V231H20ZM37 232V231H36ZM113 232V230H112ZM154 232V231H153ZM186 232V231H185ZM188 232V231H187ZM12 233V232H11ZM14 233V234H15ZM115 233V232H113ZM118 233V231L116 232ZM129 233V232H128ZM152 233V232H151ZM230 233V232H229ZM13 234V235H14ZM20 234V233H19ZM112 234V233H111ZM173 234V233H170ZM11 235V234H10ZM110 235V234H109ZM114 235V234H113ZM118 235V234H117ZM115 234V236H117ZM173 235H177V234H173ZM22 236V235H20ZM36 236V235H34ZM105 236H107V234H105ZM114 236V239H116ZM42 237V236H41ZM40 237V238H41ZM24 238V237H23ZM48 238V237H47ZM110 238V237H108ZM26 239V238H24ZM22 240V239H21ZM20 240V241H21ZM41 240V239H40ZM44 239H42L43 241ZM46 241V239H45ZM44 241V242H45ZM48 241V239H47ZM41 242V241H40ZM14 243V242H13ZM16 243V242H15ZM53 243V241L51 242ZM17 244V243H16ZM21 244V243H20ZM44 244V243H43ZM49 245V244H48ZM56 245V244H55ZM19 246V245H18ZM23 245H21L22 247ZM20 247V246H19ZM28 250V249H27ZM59 251V250H58ZM102 255V254H100ZM106 255V254H103ZM25 256V255H24ZM110 256V255H107ZM50 257V256H49ZM192 257V256H191ZM30 258V257H29ZM60 258V257H59ZM58 258V259H59ZM21 263L25 264L26 262H28L30 264L31 260H25L23 258H21ZM32 259V258H30ZM53 260V258H51ZM89 259V258H88ZM47 260V259H46ZM63 259H61L60 261H62ZM84 260H87V256H85ZM50 260H48L47 262H49ZM54 261V260H53ZM59 261V260H58ZM59 261V262H60ZM35 262V261H34ZM43 262V261H42ZM46 262V261H45ZM118 263V262H117ZM169 263V262H168ZM50 264V263H49ZM99 264H114V263H109L108 261H101Z\"/></svg>", "mask_w": 264, "mask_h": 264}, {"label": "water", "instance_id": "3", "mask_svg": "<svg viewBox=\"0 0 264 264\" xmlns=\"http://www.w3.org/2000/svg\"><path fill=\"white\" fill-rule=\"evenodd\" d=\"M4 132L8 135V138H9L10 137L9 136L10 132H8L7 129ZM14 146H15L14 148L17 149V150L15 149V150L19 153L18 156L23 157L24 164H27L29 170L31 171V162H32L31 160H32V158L28 154H26L25 152H23L19 148H17V145H14ZM86 242L89 243V245H90L89 247L94 252H98L100 254H106V255H110V256H115L117 254L124 253L125 250H128V249L135 250L136 252H138L139 254H142V255L145 254L144 251H142V249L139 246H136V245H128L127 244V245L123 246L122 249H120V250L119 249L106 248V247L101 249V248H96V247L92 246L93 244H90V242L88 240H86ZM146 258H147L148 262L151 263L149 257L146 256Z\"/></svg>", "mask_w": 264, "mask_h": 264}]
</instances>
